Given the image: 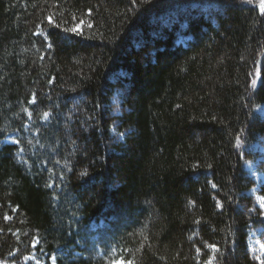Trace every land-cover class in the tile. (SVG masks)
Segmentation results:
<instances>
[{
	"label": "trees",
	"instance_id": "trees-1",
	"mask_svg": "<svg viewBox=\"0 0 264 264\" xmlns=\"http://www.w3.org/2000/svg\"><path fill=\"white\" fill-rule=\"evenodd\" d=\"M262 5L0 0V261L264 264Z\"/></svg>",
	"mask_w": 264,
	"mask_h": 264
},
{
	"label": "rangeland",
	"instance_id": "rangeland-1",
	"mask_svg": "<svg viewBox=\"0 0 264 264\" xmlns=\"http://www.w3.org/2000/svg\"><path fill=\"white\" fill-rule=\"evenodd\" d=\"M257 113L264 115V106H261L257 109ZM121 140L124 139V136H119ZM7 144H14L15 140L10 137L7 141ZM253 153H257L258 156L251 161H247L244 165L246 172L249 177H251L255 186L247 192L248 195L252 196L255 199L256 205L261 209L263 213L262 219H264V143L254 144L249 148ZM264 230L258 228L250 232L249 248L252 256L259 262H264V238L262 237ZM44 264L40 258L34 254L29 256L20 264ZM0 264H17L9 261H0ZM51 264H56L53 259Z\"/></svg>",
	"mask_w": 264,
	"mask_h": 264
},
{
	"label": "snow or ice",
	"instance_id": "snow-or-ice-1",
	"mask_svg": "<svg viewBox=\"0 0 264 264\" xmlns=\"http://www.w3.org/2000/svg\"><path fill=\"white\" fill-rule=\"evenodd\" d=\"M262 7H264V5H262ZM48 20H49V22H52L51 17H48ZM82 23H83V21H81V24ZM70 31L76 32L77 28H72V29H70ZM48 46L51 47V44H49ZM45 115H47V114H45ZM120 135H122V133ZM237 139H239V137H237ZM209 247L213 251H219V249H217L215 245H210ZM111 264H133V261L129 260V261L125 262L123 256H119V257L113 258L111 260ZM208 264H212V260H209Z\"/></svg>",
	"mask_w": 264,
	"mask_h": 264
}]
</instances>
